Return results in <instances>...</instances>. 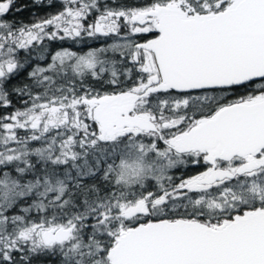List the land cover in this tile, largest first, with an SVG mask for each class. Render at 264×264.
Listing matches in <instances>:
<instances>
[{
	"label": "trees",
	"instance_id": "16d2710c",
	"mask_svg": "<svg viewBox=\"0 0 264 264\" xmlns=\"http://www.w3.org/2000/svg\"><path fill=\"white\" fill-rule=\"evenodd\" d=\"M172 1L97 0V9L143 10ZM232 7L220 9L214 16ZM19 8L15 14L16 22H11L16 26L34 24L36 20L53 17L61 10L56 0H26ZM57 51V43L48 41L29 52L16 54L18 68L2 83L0 128L6 117L49 102L67 90L77 94L91 92L98 96H115L134 86V70L128 67L121 70L117 65L114 66L120 71L111 69L116 76L112 79L107 76V71L98 69L61 77L54 61ZM69 80L78 84H65ZM263 94L264 79L228 89L157 93L144 101L141 112L173 113L175 118L204 121L225 107L246 103ZM91 129L97 132L95 126ZM15 133L17 143L14 147L21 158L0 166V264H109L108 253L117 237L111 234L121 228L129 230L151 221L178 219L201 221L213 226L244 211L264 208L258 197L249 191L248 185H244L246 181L258 178V174L256 177L231 179L206 191L209 199L216 200L225 191L241 194L240 199L223 203L221 207L210 208L200 202L199 192L188 196L184 193L135 220L114 216V211L108 225L100 224V215L106 206L132 201L146 193L162 197L186 180L204 173L209 164L201 153L176 154L172 151L168 155L172 165L165 174L129 183L120 179L121 162L128 153L139 154V144L151 146L155 143L153 139H125L111 146L100 142L82 157L63 164L54 161L56 148L68 137L61 130L36 140H32V130L17 129ZM156 148L162 152L167 149L160 141L156 142ZM4 151L0 149V153ZM148 162L153 160L150 158ZM40 225L72 227L73 236L65 244L37 248L21 234Z\"/></svg>",
	"mask_w": 264,
	"mask_h": 264
},
{
	"label": "water",
	"instance_id": "95a60500",
	"mask_svg": "<svg viewBox=\"0 0 264 264\" xmlns=\"http://www.w3.org/2000/svg\"><path fill=\"white\" fill-rule=\"evenodd\" d=\"M154 43L164 85L179 93L239 87L264 79V0H240L205 18L168 13ZM144 128L154 130L147 122ZM197 151L221 148L222 156L247 157L264 148V99L220 110L194 131ZM246 170L242 167L239 171ZM232 178L212 172L211 184ZM72 227L42 228L45 246L62 245ZM109 264H264V209L244 211L210 226L178 219L151 221L121 233Z\"/></svg>",
	"mask_w": 264,
	"mask_h": 264
},
{
	"label": "rangeland",
	"instance_id": "374dc122",
	"mask_svg": "<svg viewBox=\"0 0 264 264\" xmlns=\"http://www.w3.org/2000/svg\"><path fill=\"white\" fill-rule=\"evenodd\" d=\"M240 0H173L172 2L154 5L144 11H123L109 12L107 15L99 16L100 22L110 23L112 20L118 21L124 19L126 23L136 22L138 15L142 14L146 18H152L153 21H160L161 17L168 13H176L184 18H205L214 16L220 9H225L234 6ZM65 4V9L61 15L53 16L46 19H38L32 26L22 33L21 40H25L27 45L41 43L48 38L59 36L61 24L64 23V31L73 35V30H77L82 23L78 22L80 17L86 18L91 13V5L88 0H62ZM145 62L148 63L152 54L150 52H141ZM140 55V56H141ZM75 59L77 73L86 71H94L98 65V56L96 54H88L84 56H76L69 53H62L55 56L54 61H65ZM144 89H139L141 94ZM263 96L255 97L249 100V103L261 101ZM116 98L113 96H98L91 92L77 94L71 91H66L61 97L50 100L49 102L38 104L31 109L16 113L10 117L3 126V137L1 144L7 149L0 153V166L12 163L21 158L20 152L16 147H10L11 144L17 143L16 129L32 130V140L46 137L55 130H61L68 137L59 144L55 150L54 161L66 163L70 160H76L82 157L90 148L97 146L100 142L110 143L117 141L122 137H130L134 140L137 135L141 137L153 139L155 143L151 146L139 144L138 153H128L124 157L120 165V179L129 183H136L141 179L151 176L157 177L165 174L164 172L172 165L168 155L172 152L171 148H167L165 152L156 148V142L159 141L158 130H165L164 140L171 147L179 151L196 152L193 142L195 129L202 121H194L184 126V121L157 120L156 122L148 117H133L128 118L122 115L120 110L127 104H114ZM124 101V100H123ZM128 106V105H127ZM128 108V107H127ZM141 121L150 122L154 125V130L144 128L140 125ZM156 123V124H155ZM168 123V128L164 127ZM183 123V124H182ZM91 126L97 128V132L91 129ZM177 128L176 133H179L175 138L171 139V134L167 135L168 130ZM160 130V131H161ZM129 135V136H127ZM121 137V138H119ZM138 146V145H137ZM201 156L206 162L210 161L219 166V160L222 157L221 149H215L206 153H201ZM153 162H148L150 158ZM156 162V163H155ZM254 167H250L251 165ZM239 172L237 170L229 171L232 177L249 174L258 171L259 177L250 181H246L244 185H248L249 191L258 197L261 203L264 204V157L250 156L246 159L244 168ZM211 171L187 180L181 183L174 191L165 193L162 197H155V194L146 193L135 198L132 201H123L106 206L104 212L100 215L102 220L100 224H106L114 216L135 220L140 215H147L155 209L162 206L164 203L175 199L177 196H188L190 193L199 192V201L206 204L210 208L221 207L223 203L229 204L231 201L240 199V193H231L225 191L218 200L208 198L205 194L218 182L211 184L202 183V181L210 174ZM164 193V192H163ZM183 196V195H182ZM109 223H107L108 225ZM44 225L34 226L21 234L22 238L29 240L31 245L45 247L42 239V228ZM46 227V226H45ZM48 227V226H47ZM46 227V228H47ZM50 228V227H48ZM127 231L121 228L113 236H119ZM116 237V238H117Z\"/></svg>",
	"mask_w": 264,
	"mask_h": 264
},
{
	"label": "flooded vegetation",
	"instance_id": "af4514ba",
	"mask_svg": "<svg viewBox=\"0 0 264 264\" xmlns=\"http://www.w3.org/2000/svg\"><path fill=\"white\" fill-rule=\"evenodd\" d=\"M35 1L46 2L48 0H35ZM56 2L61 7V10L58 12L57 15H55L58 16L61 15V13L64 11L65 4L64 2H62V0H56ZM88 2L89 5H91L90 7L91 13L84 19L80 17V20L78 22L82 23V25L78 26L79 28H77V30L75 29L73 30L74 31L73 35L68 34L64 31L63 29L64 23H62L60 25L61 28H60L59 36L45 39L41 43H34L32 45L29 44L26 46L27 42L23 39L21 40L20 36L22 35V33L27 31L32 26V24L16 26L15 24L11 23V22H16L15 14L19 11L20 9L19 7L22 6L23 3H26V0H0V93H1L3 81L6 80L9 76H11L13 73H15L18 68L19 62L16 58L17 53L19 54L20 52H29L35 46H41L48 41H55L58 46V51L56 52V56L62 53H69L76 56L96 54L98 56L99 65L95 70L98 69L101 71L103 70L107 71L108 73L107 76L110 79L116 78L115 73H112L111 69H116L117 71L119 70L114 65L120 66L121 70L125 69L124 67L126 68L128 67L129 69L134 70L135 72L134 75L136 79L134 81L133 88L124 93L113 96V98H116L114 104L122 103L128 105V106L126 105L125 107H123L122 110H120L122 115H126L128 118L148 116L152 118L155 122L160 119L177 121V122L184 121L185 122L184 126L188 123H192L191 121L183 117L175 118L174 116L175 114L173 113L141 112L142 109L141 106L143 105L144 101L149 99L151 96L157 93H170L171 91H173L164 85L154 49V43L161 35L159 31L160 21L158 20L154 22L152 18H146L142 13L138 15V19L136 22L126 23V21L122 18L121 20L118 21L112 20L110 23L100 22L98 20L99 16L107 15L109 12H123V11H110V10L99 11L97 9V0H88ZM154 5H158V4H154ZM145 9L130 10V11L141 12L144 11ZM141 52L144 53L150 52L152 54L148 63L145 62V59L144 57H142ZM57 65H58L57 69L61 77H65V76L67 77L72 73H77L75 69L76 63L74 58L65 60L63 62L59 60L57 61ZM65 84L75 86L78 83H76L74 80H69ZM139 89H144L141 94H137L138 92H140ZM1 102H2V98H0V103ZM246 103H249V101ZM9 118L10 117L5 118V121L2 127L0 128V149L2 148L5 150L7 149L5 145L1 144V137H3V132H4L3 126L8 121ZM208 120L209 119L202 121L201 124H203ZM140 125L144 127V126H148V123L145 121L144 122L141 121ZM164 127L168 128V123H166ZM160 130H158L156 133L158 134L159 141L163 143L165 147L171 148L170 150H172L176 154L195 153V152L179 151L174 147H171L170 144H168L164 140V134L166 131L165 130L160 131ZM176 130L177 128L168 130L169 132L166 134L169 135L170 133L171 139H173L179 134L176 133ZM135 138L136 139L134 140L140 139L141 141H143L144 139L143 137H141V135H137ZM125 139L132 141L130 137L124 136L121 139H118L117 141H113L110 143L108 142L107 144L111 146L119 142H122V140ZM16 140H17V136H16ZM10 147L13 148L14 143L11 144ZM214 150H207V151L196 150V152L206 153ZM250 156L264 157V148ZM250 156L247 157L237 156L229 159H226L222 156L219 160L220 162L219 166L208 161L207 163L209 164L210 167L201 175L209 171H211L210 173H212L217 171L229 172L231 170H237L245 166L246 159ZM237 161H239L238 162L239 164H236ZM250 167H254V165L252 164ZM250 167L246 169H251ZM258 174L259 172L256 171L249 174H243L232 178H227L222 181H219V183L214 185L212 188L217 187L223 184L225 181L231 179L256 177L258 176Z\"/></svg>",
	"mask_w": 264,
	"mask_h": 264
}]
</instances>
